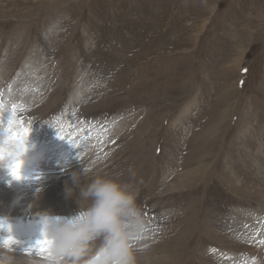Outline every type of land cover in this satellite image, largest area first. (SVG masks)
I'll return each mask as SVG.
<instances>
[{"label": "rangeland", "instance_id": "374dc122", "mask_svg": "<svg viewBox=\"0 0 264 264\" xmlns=\"http://www.w3.org/2000/svg\"><path fill=\"white\" fill-rule=\"evenodd\" d=\"M0 114L6 152L79 145L57 149L75 166L19 181L0 215L19 209L20 245L0 260L46 264L26 227L85 209L102 178L136 197L137 264H264V0H0Z\"/></svg>", "mask_w": 264, "mask_h": 264}, {"label": "clouds", "instance_id": "9594fccd", "mask_svg": "<svg viewBox=\"0 0 264 264\" xmlns=\"http://www.w3.org/2000/svg\"><path fill=\"white\" fill-rule=\"evenodd\" d=\"M29 152L27 141L6 152L0 132V169L11 180L28 179L25 166L34 159ZM72 179L77 187L78 175L73 174ZM79 199L90 203L71 217L39 215V240L49 242L52 264H80L88 246L96 241L102 244L90 264H137L134 244L144 236L147 226L129 186L97 178L79 190ZM0 233L6 234L0 238V250L11 251L8 244L15 238L7 219H0ZM7 264H12L11 260Z\"/></svg>", "mask_w": 264, "mask_h": 264}, {"label": "bare ground", "instance_id": "6f19581e", "mask_svg": "<svg viewBox=\"0 0 264 264\" xmlns=\"http://www.w3.org/2000/svg\"><path fill=\"white\" fill-rule=\"evenodd\" d=\"M53 29V28H52ZM59 29V28H58ZM215 43V42H214ZM213 46V45H212ZM32 55V54H31ZM41 60V59H40ZM86 68V67H85ZM78 76V75H77ZM93 78V77H92ZM99 81V80H98ZM76 94V93H75ZM79 94V93H78ZM76 96V95H75ZM74 96V97H75ZM77 98V97H76ZM196 100V99H195ZM111 120V119H110ZM122 124V123H121ZM127 125V124H126ZM117 131V130H116ZM8 134V133H7ZM36 134V133H35ZM34 134V135H35ZM38 135V134H37ZM63 135V134H62ZM61 135V136H62ZM29 139H30V136H29ZM78 139V138H77ZM5 140V139H4ZM64 140L66 139H63V140H60L58 138H55L53 141L51 142H47L45 137L42 139H38V138H33L32 140V144L35 145V147L38 148V151L36 152V150L31 149L32 145L29 147L30 149V152H29V155L33 156L34 159L32 161L31 164H28L25 166V170H24V174H26L27 176H32V175H35L36 173L38 174V172H43V171H50V172H53V171H59V170H62L63 169H66V168H71L73 166L76 165V161H75V157H74V154L75 152H77V150H71V153H72V156L70 158H68V161H62L61 162V165L59 166L58 165V159H57V149L58 148H61L62 149V157L65 158L66 154H67V150H66V147L64 145ZM108 140V139H107ZM31 144V143H30ZM41 145V148L38 147V145ZM6 145V144H5ZM29 145V144H28ZM85 144H82V146H84ZM100 147V146H99ZM98 149V148H97ZM100 152V151H99ZM95 153V152H94ZM88 155V149L87 147L83 150L82 152V158L79 159V161H84L85 160V157ZM91 157V155H90ZM35 172V173H34ZM34 173V174H33ZM29 178V177H28ZM22 182V181H21ZM15 183V182H14ZM10 185V187H9ZM0 189H3V190H6L9 195L6 197V198H2L0 200V209L2 210H7L5 208L8 207V205L6 203H8L7 201L9 200L11 203V199H15L17 200L15 197H17L13 191H17V195H18V192L19 190L21 189L20 187V183L19 181H16L15 184H13L12 180H10L8 178V175L6 173V171L4 169H0ZM6 202V203H5ZM17 203V201L15 202ZM5 204V205H4ZM9 204V203H8ZM20 204V202H19ZM18 205V204H17ZM11 206L12 208V205H9ZM20 206V205H19ZM18 207V206H17ZM19 208V207H18ZM17 208V209H18ZM10 209V208H9ZM19 210V209H18ZM18 210H14L12 209L13 211V215L11 216H8L5 215V214H1L0 217L2 218H5L7 219L8 221H11L12 223H15L17 225L21 224V221L20 222H17L19 219V214L18 213ZM260 212V211H259ZM12 213V212H11ZM263 215V214H262ZM23 222V221H22ZM206 222V221H205ZM23 225V224H22ZM21 225V226H22ZM20 226V227H21ZM26 229L28 230L29 234H37L39 235V232H37V230H39V225L35 224V225H32V226H29V227H26ZM26 233V232H25ZM4 233H0V235H3ZM264 234V233H263ZM6 234H4L5 236ZM23 236V235H21ZM264 237V235H263ZM2 238V237H1ZM15 239H19L18 236L14 237ZM30 238V237H28ZM263 239V238H262ZM260 239V240H262ZM22 240V239H21ZM34 243V242H33ZM6 253V252H5ZM11 253V252H9ZM7 254V253H6ZM5 254V255H6ZM13 254V253H12ZM7 256V255H6ZM13 256V255H12ZM33 257V256H32ZM6 258L8 259V256L5 257V259L1 258L0 262H3V264H7V261L9 260H6ZM45 260L44 263L47 261L46 264H52V261L49 260V259H45V257H43ZM16 260V258H15ZM29 260V259H28ZM82 260V259H81ZM40 261V260H39ZM51 261V262H50ZM264 261V260H263ZM22 262V261H21ZM16 264V263H15ZM18 264V262H17ZM27 264H40V263H27Z\"/></svg>", "mask_w": 264, "mask_h": 264}, {"label": "snow or ice", "instance_id": "6c2138e0", "mask_svg": "<svg viewBox=\"0 0 264 264\" xmlns=\"http://www.w3.org/2000/svg\"><path fill=\"white\" fill-rule=\"evenodd\" d=\"M13 111H15V110H13ZM21 111H23V110H21ZM0 115H2V114H0ZM7 120H8L9 123H11V117L10 116L8 117ZM25 135H26V133H25ZM57 136L60 138V140H63V138L61 136H59L58 134H57ZM64 141L66 143H68L72 148H78L79 147L78 144H74L71 141H67V140H64ZM147 230L148 229H146V231ZM141 239H147V237L143 236L139 240H141ZM258 243L260 245H264V240H260V241H258ZM19 245H20V242L17 239L11 240L9 242V244H8V246L11 249L18 247ZM24 250H26L29 255H34V254L38 255V254H41V253H45L46 252L47 253V256H45V259H49L50 260V259L53 258L52 257V254H51V251H50V244L46 240H42V239L41 240H37L35 242V244H33V245L25 248Z\"/></svg>", "mask_w": 264, "mask_h": 264}]
</instances>
